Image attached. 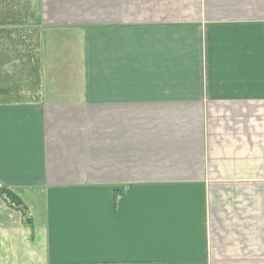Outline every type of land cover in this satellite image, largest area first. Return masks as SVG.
I'll return each mask as SVG.
<instances>
[{"label": "crops", "instance_id": "crops-1", "mask_svg": "<svg viewBox=\"0 0 264 264\" xmlns=\"http://www.w3.org/2000/svg\"><path fill=\"white\" fill-rule=\"evenodd\" d=\"M2 28L0 264H264V0H0Z\"/></svg>", "mask_w": 264, "mask_h": 264}, {"label": "rangeland", "instance_id": "rangeland-1", "mask_svg": "<svg viewBox=\"0 0 264 264\" xmlns=\"http://www.w3.org/2000/svg\"><path fill=\"white\" fill-rule=\"evenodd\" d=\"M0 193H1V194H4V195H5V194L8 195V194H7V193H8V190H7V189H4V188H0ZM10 202L12 203V201H9V200H3L2 198H0V203H1V205H3V204H9ZM32 211H33V210H32V207H30L29 211L27 210V214L29 215V214L33 213ZM15 212H16V211H15ZM13 214H14L13 217H10V218L5 219L7 223H14V222H16V221L18 220V218H15V217L21 215L22 213L20 212V213H13ZM2 218H3V217H2Z\"/></svg>", "mask_w": 264, "mask_h": 264}, {"label": "trees", "instance_id": "trees-1", "mask_svg": "<svg viewBox=\"0 0 264 264\" xmlns=\"http://www.w3.org/2000/svg\"><path fill=\"white\" fill-rule=\"evenodd\" d=\"M9 29H6V28H2V29H0V31H2V32H7ZM8 196L9 197H14V194H13V192H11L10 190H8Z\"/></svg>", "mask_w": 264, "mask_h": 264}]
</instances>
